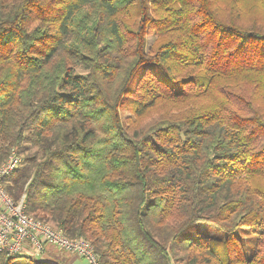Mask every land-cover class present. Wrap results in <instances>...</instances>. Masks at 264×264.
<instances>
[{
	"label": "trees",
	"instance_id": "obj_1",
	"mask_svg": "<svg viewBox=\"0 0 264 264\" xmlns=\"http://www.w3.org/2000/svg\"><path fill=\"white\" fill-rule=\"evenodd\" d=\"M147 63L179 90L150 68L131 86ZM12 149L6 192L100 264H264V0H0V162Z\"/></svg>",
	"mask_w": 264,
	"mask_h": 264
},
{
	"label": "built area",
	"instance_id": "obj_2",
	"mask_svg": "<svg viewBox=\"0 0 264 264\" xmlns=\"http://www.w3.org/2000/svg\"><path fill=\"white\" fill-rule=\"evenodd\" d=\"M16 150L0 162V254L11 256H42L49 247L84 259L87 264H100L92 245L81 237H67L56 228L25 210V191L15 201L4 189L3 181L21 166Z\"/></svg>",
	"mask_w": 264,
	"mask_h": 264
},
{
	"label": "rangeland",
	"instance_id": "obj_3",
	"mask_svg": "<svg viewBox=\"0 0 264 264\" xmlns=\"http://www.w3.org/2000/svg\"><path fill=\"white\" fill-rule=\"evenodd\" d=\"M179 36H181V32L176 33L175 36H172V37H179ZM158 40H160V37L155 35V34H149L145 37V39H144L145 48H146L145 53L149 57L152 54L153 49L155 47V44ZM146 68H150V69L154 70V72L162 80L168 82L175 90H179L178 81L170 80L168 78L166 72L162 68H160L157 65V63H147V64H143V65L139 66L130 79L131 86H133L135 84L139 75ZM187 70H188V68L184 69L183 73L186 74ZM75 71L78 73L82 72V70L80 68H77ZM122 100L125 103V107L119 108V115L122 119L123 118H130L132 120L133 119V113L131 111L132 101L127 96H123ZM161 108L162 107H158L156 109L150 110L144 116L145 118L142 121L147 124L150 121H152L153 119H155L156 117H158V118L163 117V115H162L163 111L160 110ZM19 155L22 159L23 158L22 155L21 154H19ZM195 230L199 232L200 236H208V237L214 239L216 241V243H220L225 237V233L223 231H221L220 229H218L214 225L207 224V223L197 224ZM241 237L243 238V243L245 246V255L249 256V254L251 253V249H250L251 243L249 242V239L251 237L249 235H245V234H242ZM251 240H253V239H251ZM48 250H50V252H51V256H52L51 258L54 261H56L57 263H63L64 262V264H87V262L84 259H81L79 257H76V256L68 254V253L59 252L52 247H49ZM219 254L222 255V257L224 256L222 251H220ZM64 258H66V260H64ZM15 261L17 264H33L34 261H44V260H43V257L39 255V256L19 257Z\"/></svg>",
	"mask_w": 264,
	"mask_h": 264
},
{
	"label": "crops",
	"instance_id": "obj_4",
	"mask_svg": "<svg viewBox=\"0 0 264 264\" xmlns=\"http://www.w3.org/2000/svg\"><path fill=\"white\" fill-rule=\"evenodd\" d=\"M42 257H43V260H44V261H47V262L53 261V259L51 258V257H52V256H51V252L42 255ZM64 260H66V258H64Z\"/></svg>",
	"mask_w": 264,
	"mask_h": 264
}]
</instances>
